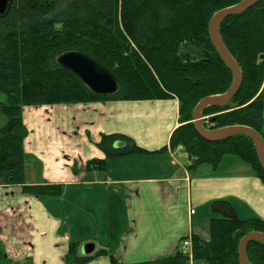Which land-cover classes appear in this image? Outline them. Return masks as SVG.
I'll return each mask as SVG.
<instances>
[{
    "label": "trees",
    "instance_id": "1",
    "mask_svg": "<svg viewBox=\"0 0 264 264\" xmlns=\"http://www.w3.org/2000/svg\"><path fill=\"white\" fill-rule=\"evenodd\" d=\"M242 0H12L0 16V183L19 185L36 196L60 195L59 183H28L24 140L28 128L23 109L29 106L75 104L95 100H146L175 97L180 125L170 137L172 148L188 154L190 167L236 155L264 180V169L249 135L236 134L212 142L193 121L197 103L225 93L233 72L215 48L209 31L212 16ZM221 36L239 63L242 84L225 105L209 106L211 128L246 125L264 139V0L225 18ZM68 51L89 55L118 82L111 94H97L57 58ZM118 141L124 142L116 147ZM97 145L105 158L88 162L106 168L107 158L146 152L123 133L101 134ZM251 231L264 232V219L236 215L212 218L210 236H192L193 258L208 264H240L239 244ZM80 241L70 242L67 264H85L108 253L111 264H176L188 256L177 253L155 260L123 262L107 249L82 253ZM247 257L264 264V243L251 241ZM1 255V252H0Z\"/></svg>",
    "mask_w": 264,
    "mask_h": 264
},
{
    "label": "crops",
    "instance_id": "2",
    "mask_svg": "<svg viewBox=\"0 0 264 264\" xmlns=\"http://www.w3.org/2000/svg\"><path fill=\"white\" fill-rule=\"evenodd\" d=\"M22 115L25 153L44 164V179L26 176L27 182L59 183L62 191L36 196L0 183V264H67L75 241L92 245L90 253L107 249L123 262L155 260L176 254L185 237L208 239L212 218L264 219V180L252 167L236 159L190 167L183 148L170 146L180 125L175 97L37 105ZM65 119L72 121L68 132L61 130ZM102 133L128 135L146 152L107 158L104 170L88 169L89 161L106 157L97 145ZM69 134L80 136V157L59 164L54 141ZM85 264H111V257ZM176 264L197 263L187 258Z\"/></svg>",
    "mask_w": 264,
    "mask_h": 264
},
{
    "label": "water",
    "instance_id": "3",
    "mask_svg": "<svg viewBox=\"0 0 264 264\" xmlns=\"http://www.w3.org/2000/svg\"><path fill=\"white\" fill-rule=\"evenodd\" d=\"M258 1L259 0H242L235 5L222 8L212 16L209 22L212 42L222 59L232 70L234 79L231 87L225 93L206 96L197 103L193 110V121L199 134L206 140L212 142L226 140L236 134L249 135L253 140L258 158L264 169V139L256 129L241 124L209 129L205 127L202 121L203 111L209 106L227 104L238 92L243 80L242 69L222 38L220 25L228 16L243 12ZM11 2L12 0H0V16L7 12ZM58 62L80 76L97 94H111L118 88V82L112 74L85 53L68 51L58 57ZM123 145L124 142L122 141H118L115 144L116 147H121ZM255 240L264 243V232L251 231L241 239L239 244L240 264H252L247 257L246 250L248 243ZM92 250L93 246L90 244H86L82 247L83 253H90Z\"/></svg>",
    "mask_w": 264,
    "mask_h": 264
},
{
    "label": "rangeland",
    "instance_id": "4",
    "mask_svg": "<svg viewBox=\"0 0 264 264\" xmlns=\"http://www.w3.org/2000/svg\"><path fill=\"white\" fill-rule=\"evenodd\" d=\"M0 100H5V95L0 93ZM45 112V111H44ZM79 116V115H77ZM64 117H67V115L65 114ZM79 118V117H78ZM62 118L61 117H57L58 121H54V122H60ZM6 122V117L0 112V127ZM53 121H51L50 123L55 124ZM69 122L71 124V120H67L65 119L64 123H66V128L63 125V128H61L62 131H66L68 132V126L69 124L67 123ZM58 126V124H56ZM210 125V124H209ZM56 146H57V153L54 156V160L56 162H58L59 164H66L67 160L74 157L76 159H79L80 157V136L79 135H71L69 134V138L67 139H63V141H54ZM232 159H236L237 161H240L241 163H243V165H245V167L247 168H251V165L248 164L247 162H245L244 160H242L241 158H239L236 155H231L228 154L226 156H224V158L222 160L226 161L225 163H227L228 161H231ZM26 176L30 179V180H43V170H44V164H42L41 161L37 162L36 158L33 154L31 153H27L26 154ZM46 167V166H45ZM50 166H48L49 168ZM75 170V168H74ZM209 228V226H208ZM80 231V229L78 230ZM74 237L77 240H80V233L77 234H73ZM197 264H202V263H207L206 260L204 259H195ZM204 261V262H203Z\"/></svg>",
    "mask_w": 264,
    "mask_h": 264
},
{
    "label": "built area",
    "instance_id": "5",
    "mask_svg": "<svg viewBox=\"0 0 264 264\" xmlns=\"http://www.w3.org/2000/svg\"><path fill=\"white\" fill-rule=\"evenodd\" d=\"M204 118L206 120V123L210 124L209 117L206 116ZM193 212H194V210H192V213ZM180 249H181L182 253H184L185 255H187L190 258H192V256H193V241H192V237H187V238L183 239L182 242H181V245H180Z\"/></svg>",
    "mask_w": 264,
    "mask_h": 264
},
{
    "label": "bare ground",
    "instance_id": "6",
    "mask_svg": "<svg viewBox=\"0 0 264 264\" xmlns=\"http://www.w3.org/2000/svg\"><path fill=\"white\" fill-rule=\"evenodd\" d=\"M248 9V8H247ZM221 10V9H220ZM219 11V10H218ZM57 60H58V58H57Z\"/></svg>",
    "mask_w": 264,
    "mask_h": 264
}]
</instances>
